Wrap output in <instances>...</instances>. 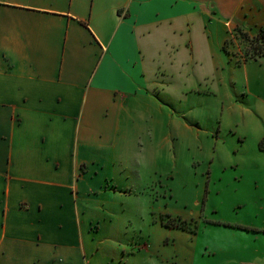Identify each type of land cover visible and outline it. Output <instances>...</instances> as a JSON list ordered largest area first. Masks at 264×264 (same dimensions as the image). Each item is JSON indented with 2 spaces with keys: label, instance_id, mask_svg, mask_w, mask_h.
<instances>
[{
  "label": "crops",
  "instance_id": "crops-1",
  "mask_svg": "<svg viewBox=\"0 0 264 264\" xmlns=\"http://www.w3.org/2000/svg\"><path fill=\"white\" fill-rule=\"evenodd\" d=\"M261 28L264 0H0V264H195L197 232L130 213L114 180L144 136L214 135L193 110L232 108L242 70L254 91L264 44L231 46Z\"/></svg>",
  "mask_w": 264,
  "mask_h": 264
},
{
  "label": "rangeland",
  "instance_id": "rangeland-1",
  "mask_svg": "<svg viewBox=\"0 0 264 264\" xmlns=\"http://www.w3.org/2000/svg\"><path fill=\"white\" fill-rule=\"evenodd\" d=\"M241 43L231 46L232 51L251 54L248 43ZM258 70V83L251 93L244 87L243 70L236 82L230 83L236 98L232 108L220 105L210 110L208 105H196L193 118L202 127L214 123L213 136L188 131L170 135L166 141L158 137L152 150L144 149V136L143 142L134 144L132 167L114 180L119 178L124 185L133 186L131 207L125 208L130 213L155 217L167 229L197 232L196 250L204 254L195 264H240L264 259V152L250 146L264 134V116L246 110L264 100V91L259 88L264 71ZM156 78L160 84L163 82L161 73ZM218 124L221 129L217 131ZM217 134L220 142L214 141ZM232 231L248 234L249 239L227 233Z\"/></svg>",
  "mask_w": 264,
  "mask_h": 264
},
{
  "label": "trees",
  "instance_id": "trees-1",
  "mask_svg": "<svg viewBox=\"0 0 264 264\" xmlns=\"http://www.w3.org/2000/svg\"><path fill=\"white\" fill-rule=\"evenodd\" d=\"M250 44L253 49L252 53L249 55L250 57H255L257 54H262L264 44V28L259 30L258 37L251 40Z\"/></svg>",
  "mask_w": 264,
  "mask_h": 264
}]
</instances>
